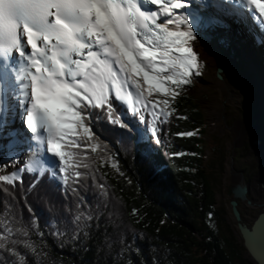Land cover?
I'll use <instances>...</instances> for the list:
<instances>
[{
  "label": "trees",
  "instance_id": "trees-1",
  "mask_svg": "<svg viewBox=\"0 0 264 264\" xmlns=\"http://www.w3.org/2000/svg\"><path fill=\"white\" fill-rule=\"evenodd\" d=\"M171 92V111L111 95L62 141L63 172L40 160L0 181V264H253L217 200L204 110Z\"/></svg>",
  "mask_w": 264,
  "mask_h": 264
},
{
  "label": "snow or ice",
  "instance_id": "snow-or-ice-1",
  "mask_svg": "<svg viewBox=\"0 0 264 264\" xmlns=\"http://www.w3.org/2000/svg\"><path fill=\"white\" fill-rule=\"evenodd\" d=\"M146 2L0 0V132L19 118L32 134L28 140L40 141L46 134V153L51 159L59 157L57 166L63 172L66 154L60 141L73 128L89 131L83 121L96 118L90 108L112 104L110 86L115 99L132 111L131 97L121 94L129 78L139 99L144 89L137 76L151 94L153 89L168 93L166 82L179 86L198 75L193 72L197 55L192 43L209 18L190 10L185 0H150L158 10L144 9ZM248 5H255L264 17V0H239L240 7ZM159 11L162 22H157ZM175 25L184 30L170 27ZM165 72L174 75L162 76ZM152 134L156 136L155 130ZM14 135L20 137L19 131ZM21 171L0 175V181L12 183Z\"/></svg>",
  "mask_w": 264,
  "mask_h": 264
},
{
  "label": "rangeland",
  "instance_id": "rangeland-1",
  "mask_svg": "<svg viewBox=\"0 0 264 264\" xmlns=\"http://www.w3.org/2000/svg\"><path fill=\"white\" fill-rule=\"evenodd\" d=\"M237 1L239 2V0ZM226 2L228 3L229 0H226ZM197 3L198 4H193L192 6H190V8L196 11L194 7L195 5H197L198 8H200L198 11L200 13H203L202 8L204 7V0H197ZM209 7H211V4H209ZM243 8L248 13L250 11H255L258 17H262L260 16L259 11L255 10L254 5H248ZM178 12L182 14L184 10H178ZM189 19H191V17H189ZM157 66L162 67L163 65H161L158 61ZM118 68V65H114V69ZM193 72H198L199 74L191 75L189 77L188 83H182L181 85L177 86L172 84L170 81L166 82L165 87L169 89L168 93L159 92L153 89L151 91V94H149L148 85L143 81L142 77L137 76V82L140 83L142 88L144 89V95L141 96L139 99L137 98L136 90L134 86H132L131 79L129 78L128 83L124 84L121 87V94L131 97L133 101V107H139L141 106V104H152L160 106L167 111H171V105L175 101V98L173 97L171 92V89L174 88L187 89L188 92L199 101L207 117L206 140L208 142L213 140L217 143L215 146L216 148L212 150L213 152L209 151L207 154L208 159L214 158L215 160L216 167L212 179L217 191V200L221 207H225L227 209L229 226L234 231V235L236 237V240L238 241V244L244 247V240L238 229V223L234 218L231 206V202L234 199L233 194L231 192L233 171L243 173L246 176L247 182L250 184V182L255 180L257 175L260 174L259 171L262 170V165L258 161L259 158L262 159V156L258 152L257 148L254 147L255 134L250 133L246 135L244 139H239V137H237L236 135L235 128L243 123L252 124L254 114L251 113L250 105L248 104L243 95L234 96L230 99H226L224 94L218 88L214 87V85H211L216 78L214 77L213 71L201 58L197 59V67L193 70ZM161 75L166 77L169 75H174V73L165 72ZM119 76L120 79H123L122 73H119ZM202 85L203 88L199 89ZM111 95H116V90L115 88H112L110 86L109 98ZM165 101L167 103H165ZM85 103L88 102L85 101ZM210 105H212L217 111H225V115H221L219 117V120L215 123L212 122L209 113ZM73 130L74 129L70 130L68 134L60 141L61 146L63 145V140L69 139L72 136L76 135ZM3 132L4 131H2V133ZM11 136L13 137V135ZM11 136L7 134V136L3 138L4 142H0L1 150L2 152L4 151V154H7L5 152H8L9 147L8 146L6 148V146H4V143L10 140L12 138ZM46 140L47 136H44L40 141L36 140L38 142L37 145L39 150L23 153L22 155H24V164L21 165L16 163L15 168L12 170L11 167H13L14 163L12 161L7 160V155H5L7 158H4L3 154H0V175L9 174V176L11 177L12 173L15 172L16 169L19 168L23 170L26 165L27 169L28 164H34L36 161L44 160V153L41 148V144H44L46 147ZM56 158L58 159L59 157ZM239 209L244 221L248 224V226H252L258 215L263 211H260L261 208H255V206H249L247 205V203L241 202L239 205ZM243 253L252 262L248 251H243Z\"/></svg>",
  "mask_w": 264,
  "mask_h": 264
},
{
  "label": "water",
  "instance_id": "water-1",
  "mask_svg": "<svg viewBox=\"0 0 264 264\" xmlns=\"http://www.w3.org/2000/svg\"><path fill=\"white\" fill-rule=\"evenodd\" d=\"M228 27L219 25L213 27V29L222 39L226 40L224 44L228 50H231L233 60L238 65L242 64L243 66L240 67L244 70V75H246L249 86L247 95L243 94V96L250 105L251 113L254 114L252 124H248L252 130L247 132L245 136L250 133L255 134L254 147L257 148L262 156V159L259 158L258 160L262 165H260L262 172L264 171V61L261 60V53L259 52L262 42L261 39L255 37L254 33L249 34L244 24H238V21L232 20ZM252 37L253 39H251ZM242 38H245V40ZM219 55L220 57H224L226 53L221 52ZM225 69L224 66L219 69L220 80L223 79L222 74L225 72ZM94 131L96 132V129ZM250 185L243 173L233 171L231 192L234 199L231 202V206L234 218L238 223V229L244 240V246L252 262L254 264H264V251L262 254L259 251L260 248H255L256 244L254 240L255 237L260 236L264 232V210L258 215L254 224L248 226L239 209L240 202L247 203L249 206H255L253 200L249 198L251 193ZM262 186L264 187V183ZM263 243L261 242L260 244L264 250Z\"/></svg>",
  "mask_w": 264,
  "mask_h": 264
},
{
  "label": "bare ground",
  "instance_id": "bare-ground-1",
  "mask_svg": "<svg viewBox=\"0 0 264 264\" xmlns=\"http://www.w3.org/2000/svg\"><path fill=\"white\" fill-rule=\"evenodd\" d=\"M195 1L196 0H187L186 3H189V6L190 4L192 6ZM194 8L197 10L198 7L195 5ZM159 16L162 19H165L162 11H159ZM202 17L209 19L206 21V27L200 33L198 39L192 43V47H193V51L197 55V59L201 58L202 60H204L207 63V65L210 67V69L213 71L214 77L216 79L211 85H214V87L218 88L224 94L226 99H230L234 96H240L243 94L247 95L249 91V86L246 75H244V70L241 68L243 67L242 64L238 65L235 62V60H233V58L231 57L232 54L231 50L230 49L228 50L227 46L224 44L226 43V40L222 39L216 32H214L213 29V27L219 25L226 26L227 28H229L228 26L230 24V21L229 20L225 21L216 15H210L207 17L202 16ZM216 20H219V22H216ZM174 27L179 28L181 26L175 25ZM221 52H225L226 55L224 57H220L219 53ZM222 66H224L226 69L225 72L222 74L223 79L220 80L219 69ZM203 85L200 86L199 89H202ZM209 113L213 123L217 122L221 115L223 116L225 115V111H217L212 105H210L209 107ZM235 130L237 137H239V139H243L245 137V134L247 132H250V130L252 129L251 127L248 126L247 123H243L238 125L235 128ZM0 137L2 139L3 136L0 135ZM3 152L0 149V154H2ZM21 157L22 158H20L19 156V158H16V160L18 161L23 159L24 155H22ZM15 165L16 163H14L13 167H11V170L15 168ZM263 183H264V171H262L261 174L256 178V180L252 182L250 185V192L252 193V195H254V197L258 196L259 198V195L261 194L262 191L261 186ZM254 240L256 244L255 248H260L259 251L260 253L263 254L264 250L262 249L260 243L264 242V232H262L260 236L255 237Z\"/></svg>",
  "mask_w": 264,
  "mask_h": 264
},
{
  "label": "flooded vegetation",
  "instance_id": "flooded-vegetation-1",
  "mask_svg": "<svg viewBox=\"0 0 264 264\" xmlns=\"http://www.w3.org/2000/svg\"><path fill=\"white\" fill-rule=\"evenodd\" d=\"M259 172H261V171H259ZM260 175V174H259ZM259 175H257V177L259 176ZM256 177V178H257ZM256 180V179H255ZM255 180H253V181H251L250 182V184L252 183V182H254ZM261 188H262V191H261V194L259 195V198H258V196L257 197H254V195H252V193H250V196H249V198H251L252 200H253V202H254V204H255V208H261L260 209V211L261 210H264V187L263 186H261ZM257 201V202H256ZM248 205V204H247Z\"/></svg>",
  "mask_w": 264,
  "mask_h": 264
},
{
  "label": "built area",
  "instance_id": "built-area-1",
  "mask_svg": "<svg viewBox=\"0 0 264 264\" xmlns=\"http://www.w3.org/2000/svg\"><path fill=\"white\" fill-rule=\"evenodd\" d=\"M9 175V174H8Z\"/></svg>",
  "mask_w": 264,
  "mask_h": 264
}]
</instances>
